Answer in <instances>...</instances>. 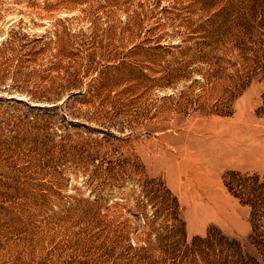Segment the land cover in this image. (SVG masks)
Instances as JSON below:
<instances>
[{
  "label": "rangeland",
  "instance_id": "1",
  "mask_svg": "<svg viewBox=\"0 0 264 264\" xmlns=\"http://www.w3.org/2000/svg\"><path fill=\"white\" fill-rule=\"evenodd\" d=\"M253 176L264 0H0V264H49L66 213L95 264H149L168 230L264 243Z\"/></svg>",
  "mask_w": 264,
  "mask_h": 264
},
{
  "label": "trees",
  "instance_id": "2",
  "mask_svg": "<svg viewBox=\"0 0 264 264\" xmlns=\"http://www.w3.org/2000/svg\"><path fill=\"white\" fill-rule=\"evenodd\" d=\"M252 180L255 184L247 185L240 189V192L242 195L246 196L244 204L250 207L254 222L258 211L257 208L259 209L258 203H264V182L256 184L258 180L257 176H253ZM235 196L237 197L238 195ZM89 216L90 215H82L81 219L84 218L85 220ZM69 217V213L52 217L53 221L51 220V226L48 227V229L56 231L63 229V231H65V236L58 240L53 250H51L50 254L52 257H49V264H72L74 262L76 264L97 263L98 261L90 262L88 259L77 258V254L75 253L77 251L76 248L83 242L82 239L79 238V235L86 233V230L80 229L75 232H70V228L73 227L74 221L67 226ZM92 217L94 218L96 215ZM254 227L253 223L252 232L244 239L225 235L219 229L214 232L209 230L206 232L205 236L196 237L190 244H185L184 246L180 244V242L185 239L184 230H168L163 234H158L156 236V241L158 243L156 242L155 247L149 248V251L153 249L160 253L158 258H153L152 253L149 252V264H165L170 256L177 257L174 259V262L170 264H256L260 251L264 252V243L257 239L258 234ZM101 232H103V230H99L94 234H101ZM110 232L116 237L121 236L118 229L111 230ZM177 235H180V238H175ZM129 247L136 249V246L133 247L129 245ZM180 249V253L176 254ZM143 260L144 256L142 258L138 257L137 261L141 262ZM130 264H132L131 260Z\"/></svg>",
  "mask_w": 264,
  "mask_h": 264
}]
</instances>
